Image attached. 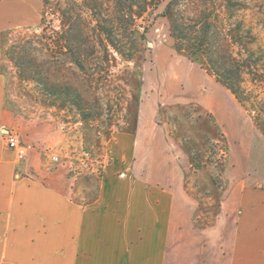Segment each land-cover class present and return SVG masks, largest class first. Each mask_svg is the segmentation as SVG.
I'll use <instances>...</instances> for the list:
<instances>
[{
  "label": "rangeland",
  "instance_id": "1",
  "mask_svg": "<svg viewBox=\"0 0 264 264\" xmlns=\"http://www.w3.org/2000/svg\"><path fill=\"white\" fill-rule=\"evenodd\" d=\"M50 1L39 24L0 34V73L11 108L1 136L6 146L7 131L25 143L28 154L17 156L19 163L31 152L46 159L53 171L49 182L54 178L83 205L95 199L108 168L182 186L202 230L230 210L229 191L264 185L263 77L245 76L249 98L239 102L185 48H177L162 13L170 0L138 19L143 40L134 58L111 49L108 59L93 58L81 69L57 44L59 0ZM239 1L234 20L251 29L252 49L264 57V0ZM224 2L190 0L188 6L205 4L224 15Z\"/></svg>",
  "mask_w": 264,
  "mask_h": 264
},
{
  "label": "crops",
  "instance_id": "2",
  "mask_svg": "<svg viewBox=\"0 0 264 264\" xmlns=\"http://www.w3.org/2000/svg\"><path fill=\"white\" fill-rule=\"evenodd\" d=\"M44 0H0V34L39 24ZM0 73V264H264V185L229 191L215 226L194 225L187 188L108 168L95 199L72 200L47 161L19 163L6 146L9 107Z\"/></svg>",
  "mask_w": 264,
  "mask_h": 264
},
{
  "label": "trees",
  "instance_id": "3",
  "mask_svg": "<svg viewBox=\"0 0 264 264\" xmlns=\"http://www.w3.org/2000/svg\"><path fill=\"white\" fill-rule=\"evenodd\" d=\"M159 1L59 0L56 9L62 33L56 38L57 44L81 69L93 58L108 59L111 49L132 59L143 40L136 23ZM189 1L170 0L162 12L169 18L170 33L177 48H185L189 56L201 62L239 102L247 101L249 95L243 86L245 76L253 74L264 78V57L257 56L252 49L255 36L251 29L243 20H234L231 11L241 9V1L225 0L224 15L205 4L190 7ZM44 3L46 7L51 5L50 0Z\"/></svg>",
  "mask_w": 264,
  "mask_h": 264
},
{
  "label": "built area",
  "instance_id": "4",
  "mask_svg": "<svg viewBox=\"0 0 264 264\" xmlns=\"http://www.w3.org/2000/svg\"><path fill=\"white\" fill-rule=\"evenodd\" d=\"M5 136L8 147L16 152L19 159H24L28 154V149L25 143L12 131H7Z\"/></svg>",
  "mask_w": 264,
  "mask_h": 264
}]
</instances>
